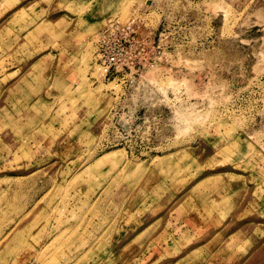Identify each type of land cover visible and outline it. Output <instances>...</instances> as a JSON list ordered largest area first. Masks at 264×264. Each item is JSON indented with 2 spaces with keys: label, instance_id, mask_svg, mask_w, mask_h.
Instances as JSON below:
<instances>
[{
  "label": "rangeland",
  "instance_id": "374dc122",
  "mask_svg": "<svg viewBox=\"0 0 264 264\" xmlns=\"http://www.w3.org/2000/svg\"><path fill=\"white\" fill-rule=\"evenodd\" d=\"M0 264H264V0H0Z\"/></svg>",
  "mask_w": 264,
  "mask_h": 264
},
{
  "label": "built area",
  "instance_id": "2783aa9c",
  "mask_svg": "<svg viewBox=\"0 0 264 264\" xmlns=\"http://www.w3.org/2000/svg\"><path fill=\"white\" fill-rule=\"evenodd\" d=\"M148 14L135 8L129 17L117 16L98 32L96 62L102 79L116 80L126 89L141 84L145 70L152 66L151 39L143 34Z\"/></svg>",
  "mask_w": 264,
  "mask_h": 264
},
{
  "label": "bare ground",
  "instance_id": "6f19581e",
  "mask_svg": "<svg viewBox=\"0 0 264 264\" xmlns=\"http://www.w3.org/2000/svg\"><path fill=\"white\" fill-rule=\"evenodd\" d=\"M120 17H122V15H121ZM115 18H116V17H115ZM122 18H124V17H122Z\"/></svg>",
  "mask_w": 264,
  "mask_h": 264
}]
</instances>
